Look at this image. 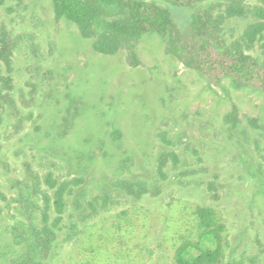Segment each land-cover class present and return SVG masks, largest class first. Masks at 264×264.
Listing matches in <instances>:
<instances>
[{"label":"rangeland","instance_id":"374dc122","mask_svg":"<svg viewBox=\"0 0 264 264\" xmlns=\"http://www.w3.org/2000/svg\"><path fill=\"white\" fill-rule=\"evenodd\" d=\"M145 1L171 9L186 34L192 14L210 10L228 45L264 22V0ZM236 1L243 13L229 16ZM2 32L13 54L2 64L11 86L0 81V264H25L17 237L30 228L32 173L44 190L50 173L83 180L63 215L78 233L67 240L59 231L47 264H175L195 210L207 205L225 225L224 262L264 264V89L209 81L157 32L136 43L138 66L125 49L101 54L76 23L56 17L53 0H0ZM246 53L263 64L264 29ZM125 180L146 191L114 186ZM97 196L99 212L85 218Z\"/></svg>","mask_w":264,"mask_h":264},{"label":"trees","instance_id":"16d2710c","mask_svg":"<svg viewBox=\"0 0 264 264\" xmlns=\"http://www.w3.org/2000/svg\"><path fill=\"white\" fill-rule=\"evenodd\" d=\"M200 0H187L186 5ZM57 18H67L76 23L82 36L93 39L95 51L113 55L125 49L128 62L132 66L141 64L136 43L149 32H157L166 38V50L175 55L186 66L196 69L209 81L219 82L231 77L237 85H255L264 89V62L260 64L246 53L253 47L258 35L264 29V22L258 20L245 31L241 41L231 45L220 37L222 18H215L210 10H198L192 14L189 32L184 33L177 25L171 9L157 2L145 0H53ZM184 3H180L183 6ZM243 6L236 1L228 10L229 16L242 15ZM257 15L264 18V9L258 8ZM13 54L12 44L6 33H0V81L11 86V76H4L2 64L10 67ZM237 108L228 116L237 117ZM176 157V155H174ZM33 184L28 185L26 201H31L30 228L19 234L18 242L25 247V264H47L58 240V232L67 228L66 239L72 240L78 233V223L64 226L67 209V195L83 183L80 178L58 180L50 173L46 177L48 189L42 188L41 176L32 173ZM114 186L129 195H142L146 191L140 183L119 181ZM42 197H41V196ZM40 198L45 206L38 203ZM99 198L88 203V216L99 212ZM110 197L102 198V208H106ZM101 203V202H100ZM78 201V209L81 207ZM54 208L56 215L51 218ZM40 214L35 215V210ZM36 218V220H35ZM37 221V222H36ZM216 208L199 206L194 213L191 234L182 238L175 249V264H242L241 261L223 259V233Z\"/></svg>","mask_w":264,"mask_h":264}]
</instances>
